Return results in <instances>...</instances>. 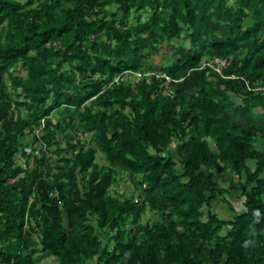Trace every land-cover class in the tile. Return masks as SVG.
Here are the masks:
<instances>
[{
  "label": "trees",
  "instance_id": "1",
  "mask_svg": "<svg viewBox=\"0 0 264 264\" xmlns=\"http://www.w3.org/2000/svg\"><path fill=\"white\" fill-rule=\"evenodd\" d=\"M51 257L264 264V0H0V264Z\"/></svg>",
  "mask_w": 264,
  "mask_h": 264
},
{
  "label": "rangeland",
  "instance_id": "2",
  "mask_svg": "<svg viewBox=\"0 0 264 264\" xmlns=\"http://www.w3.org/2000/svg\"><path fill=\"white\" fill-rule=\"evenodd\" d=\"M112 10H116V7H111ZM148 18V14L145 13L142 17V20H146ZM131 22H136L135 14L132 15ZM186 45H189V40L185 41ZM166 48H162L161 52L153 57L151 60L154 64H168L172 60V56L166 54ZM21 74L26 75V69L24 67H21ZM139 74H135L132 76L133 79H139ZM240 100V99H239ZM27 139H30L28 137ZM176 150V144L174 143L172 149H170V152L175 153ZM99 162L101 164H106L107 160L105 156L102 153L98 154ZM22 161L24 159L21 158ZM219 183L222 187H225L226 190H228V200H230L236 209L241 210L244 207L243 204V197L236 195L240 193V187L238 183V179L235 175V173L232 170H228L220 175ZM117 191V192H116ZM136 191L135 185L131 182L128 174H123L118 176V182L114 183L111 187V192L113 194H131V192ZM210 208L216 212L220 217L223 218H229L234 216L233 210H231L229 204L225 202L222 198L214 199L211 202ZM158 218V215H156L154 212H152L150 209L146 211V213L143 216V221H147L148 219L154 221ZM41 264H58L57 258H48L45 261H43Z\"/></svg>",
  "mask_w": 264,
  "mask_h": 264
},
{
  "label": "built area",
  "instance_id": "3",
  "mask_svg": "<svg viewBox=\"0 0 264 264\" xmlns=\"http://www.w3.org/2000/svg\"><path fill=\"white\" fill-rule=\"evenodd\" d=\"M212 64H218V67L225 66L227 64V60L223 58H217L211 63V65Z\"/></svg>",
  "mask_w": 264,
  "mask_h": 264
}]
</instances>
